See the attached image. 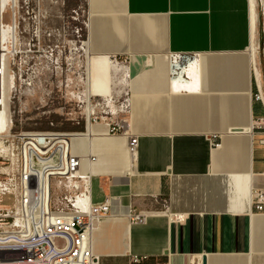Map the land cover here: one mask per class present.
<instances>
[{
	"label": "crops",
	"instance_id": "obj_1",
	"mask_svg": "<svg viewBox=\"0 0 264 264\" xmlns=\"http://www.w3.org/2000/svg\"><path fill=\"white\" fill-rule=\"evenodd\" d=\"M90 6L93 55L132 57L124 65L128 125L139 136L131 153L128 138L103 123L107 132L87 147L92 201L111 200V215L93 233L99 264L131 256L145 264H264V209L253 208L254 191L264 190V148L253 129L264 118L255 98L257 68L264 80L257 0H96L94 15ZM172 52L202 56L176 78ZM132 210L147 212L146 221L132 223Z\"/></svg>",
	"mask_w": 264,
	"mask_h": 264
},
{
	"label": "built area",
	"instance_id": "obj_2",
	"mask_svg": "<svg viewBox=\"0 0 264 264\" xmlns=\"http://www.w3.org/2000/svg\"><path fill=\"white\" fill-rule=\"evenodd\" d=\"M195 57L191 53L171 56V75L177 77ZM111 58L123 65L132 59L130 55ZM257 69L255 98L264 107V80ZM126 95L122 101L117 91L110 98L95 96L99 116L87 115L86 130L89 123L110 124L111 132L128 138L129 151L135 153L139 136L128 125L129 92ZM12 124L11 120L8 129L0 131V146L8 149L0 153V160L12 167L0 168V264H99L93 233L111 215V200L92 201L93 174L87 165L95 158L81 138L84 132H14ZM253 129L264 148V118L256 120ZM83 157H87L85 166ZM6 197L11 198L10 204L2 203ZM253 208L264 209V190L254 191ZM147 215L132 210L128 217L132 223H143ZM145 258L133 256V262L141 264Z\"/></svg>",
	"mask_w": 264,
	"mask_h": 264
},
{
	"label": "rangeland",
	"instance_id": "obj_3",
	"mask_svg": "<svg viewBox=\"0 0 264 264\" xmlns=\"http://www.w3.org/2000/svg\"><path fill=\"white\" fill-rule=\"evenodd\" d=\"M87 2L8 0L4 21L11 26V44L0 71L7 90L8 121L11 118L14 132H85L88 113L99 116L95 96L110 98L117 91L121 101L127 97L126 72L106 67L103 61L110 57L86 55ZM257 5L263 28L262 0H257ZM263 36L262 32L260 51ZM7 150L6 145L0 146V153ZM2 162L0 168L12 169ZM5 199L11 203L10 197ZM127 264H136L132 256Z\"/></svg>",
	"mask_w": 264,
	"mask_h": 264
},
{
	"label": "bare ground",
	"instance_id": "obj_4",
	"mask_svg": "<svg viewBox=\"0 0 264 264\" xmlns=\"http://www.w3.org/2000/svg\"><path fill=\"white\" fill-rule=\"evenodd\" d=\"M262 1H263V13H264V0H262ZM88 2L91 3V6H90L91 7V14L92 15L98 14L99 12L97 13L94 10V8H93L94 7V2H96V0H88ZM251 3L252 4L250 5L251 6L250 7V10L252 9L253 1ZM8 4H9L8 3V0H0V66L3 64V62H4L3 59L5 58L6 51L8 49V46L11 44L10 36H9L10 35L11 26H6L8 24H5V21H4V13H5V11L8 8ZM250 10H249V12H250ZM100 12H102V11H100ZM103 12H106V11H103ZM253 17H254V15H252V12H250V18H249L250 19V23H252ZM87 26L89 28V19H88ZM12 29L14 30V25H13V28ZM250 39H251V42H250V45L248 47V50H249L248 53L252 57H255V45L252 42L251 30H250ZM12 43H13V41H12ZM84 49H85L86 55L88 57H90L91 55H93L92 51L90 50L89 43L87 41L84 43ZM178 53L179 52H172V53H170V55L173 56V55L178 54ZM109 54H111V52L110 53H108V52L107 53H104V55H103V57H110V58H107L106 60L103 61V63L106 65V67L112 69L113 71H121L122 74L125 73L126 72V66H124L123 64L117 63L114 60H112L111 59V55H109ZM191 54H198V55L200 54L201 55L202 53L195 52V53H191ZM136 56H137V54H133V57L134 58ZM147 60H149V59H147ZM252 62H253V60H252ZM140 64H142V63L140 62ZM143 64L145 66V62H143ZM170 69H171V74H172L173 71H174V65H173L172 61L170 63ZM192 70H193V68H192ZM194 70H195V67H194ZM0 74H1L0 75V131H3V130L8 129V127L10 126L11 118H9V121H8L7 97H6L7 96V90H6V87H5V81H4V77L2 75L3 74L2 71H0ZM125 75H127V74L125 73ZM181 75L182 74L180 73L178 75V77H180ZM178 77H176V78H178ZM144 91H146V90H144ZM89 103H90V101H89ZM99 127H100V129H99ZM107 127L108 126H106V125L101 127V126H99V124L98 125H95V124L89 123L88 124V127H87V130L84 133L81 134V138L83 139V141L85 142V144H87L89 146V143L91 142L90 141L91 138L92 137H95V136H99L100 134L106 133L107 132ZM250 128H251V126L249 127V129ZM86 159H87V157H84L83 158V162H85Z\"/></svg>",
	"mask_w": 264,
	"mask_h": 264
},
{
	"label": "water",
	"instance_id": "obj_5",
	"mask_svg": "<svg viewBox=\"0 0 264 264\" xmlns=\"http://www.w3.org/2000/svg\"><path fill=\"white\" fill-rule=\"evenodd\" d=\"M204 264H206V263L204 262Z\"/></svg>",
	"mask_w": 264,
	"mask_h": 264
},
{
	"label": "trees",
	"instance_id": "obj_6",
	"mask_svg": "<svg viewBox=\"0 0 264 264\" xmlns=\"http://www.w3.org/2000/svg\"><path fill=\"white\" fill-rule=\"evenodd\" d=\"M84 33H85V31H84Z\"/></svg>",
	"mask_w": 264,
	"mask_h": 264
}]
</instances>
